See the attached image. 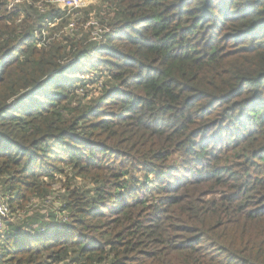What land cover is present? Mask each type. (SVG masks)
<instances>
[{"label": "trees", "instance_id": "16d2710c", "mask_svg": "<svg viewBox=\"0 0 264 264\" xmlns=\"http://www.w3.org/2000/svg\"><path fill=\"white\" fill-rule=\"evenodd\" d=\"M12 2L0 264H264V0Z\"/></svg>", "mask_w": 264, "mask_h": 264}, {"label": "rangeland", "instance_id": "374dc122", "mask_svg": "<svg viewBox=\"0 0 264 264\" xmlns=\"http://www.w3.org/2000/svg\"><path fill=\"white\" fill-rule=\"evenodd\" d=\"M82 2V7H85L82 11L85 9H88L89 12L92 13L95 17L97 15H104V16H109L112 14L110 10V0H81ZM85 17V14H82ZM83 17V18H84ZM88 28V25H87ZM55 186V191L53 190L51 192V196L46 199V201L38 198H34L33 201L31 202V205H29L30 209H48V208H54L57 207L56 205H59V202L55 199L57 193V188L60 186L59 184L54 185ZM1 187V185H0ZM1 189V188H0ZM0 195H2L0 193Z\"/></svg>", "mask_w": 264, "mask_h": 264}, {"label": "built area", "instance_id": "2783aa9c", "mask_svg": "<svg viewBox=\"0 0 264 264\" xmlns=\"http://www.w3.org/2000/svg\"><path fill=\"white\" fill-rule=\"evenodd\" d=\"M17 0H13L11 4H13ZM54 3H57L58 5L62 7H67V8H78L82 7V2L81 0H53ZM89 25H97L96 21H90L88 23ZM75 24L72 23L70 26L73 27ZM97 33L94 34V36ZM8 211V201L6 198H4L2 195H0V231L3 229V220L7 215Z\"/></svg>", "mask_w": 264, "mask_h": 264}]
</instances>
